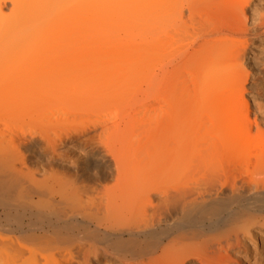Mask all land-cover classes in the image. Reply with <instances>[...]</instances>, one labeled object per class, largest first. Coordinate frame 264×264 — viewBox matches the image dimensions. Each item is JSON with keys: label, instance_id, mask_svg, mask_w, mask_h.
<instances>
[{"label": "bare ground", "instance_id": "1", "mask_svg": "<svg viewBox=\"0 0 264 264\" xmlns=\"http://www.w3.org/2000/svg\"><path fill=\"white\" fill-rule=\"evenodd\" d=\"M13 1L0 0V28ZM58 2L34 24L66 92L34 96L45 77L24 82L33 98L22 82L0 84V264H58L75 241L82 260L63 264H264L262 69L253 103L246 91L263 1ZM138 94L158 103L146 127L131 112H82ZM91 155L105 169L88 175Z\"/></svg>", "mask_w": 264, "mask_h": 264}, {"label": "rangeland", "instance_id": "2", "mask_svg": "<svg viewBox=\"0 0 264 264\" xmlns=\"http://www.w3.org/2000/svg\"><path fill=\"white\" fill-rule=\"evenodd\" d=\"M30 1L31 0H14L13 1V3L12 2H8V3H6V5L4 6V8H3V11H4V13L5 14H7V15H9L10 16V20L8 21L7 20V22H10V24H9V26H7V27H5V28H0V64H1V62L3 61L4 63L5 62H7L6 61V59H14V61L13 62H11L10 60H9V62L10 63H7V65L5 66H3V68H0V84L1 85H4L5 87L6 86H8V87H6V88H9V87H11L12 85V87H14V85L16 84V83H18L19 82V84H21L20 82H22L23 83V87H24V82H25V84H26V86L28 85H30V87L32 86V89H34V87L33 86H36L41 80H42V78H46L47 79V81H49V83L48 82H46L47 83V85L45 86L42 82V85L44 86V87H41L40 88V86H38V88H40L39 90H41V91H39L38 89V91L37 90H31V94H30V90L27 88L26 89V86L24 87L25 88V96H28V94H27V92H26V90H28V93L30 94L29 96H30V98H33L34 96H39L38 98L39 99H43V98H45V99H47V100H53L52 98H54L55 96H54V94L56 95L57 93L58 94H61L60 92L62 91H64V92H66L65 91V89L63 88V90L61 89V87H57V86H61L60 84L59 85H54V79H55V77L56 76H59L61 73H60V71L58 70V69H56V64L54 65V54L53 55H51V54H49L50 52H51V50L53 51L54 49V46H51L50 44H48L47 45V42H46V39L45 38H47L48 37V32L47 31H45L44 30V32H43V30H41L40 31V33H42V34H40V33H36V29L39 31V29H38V27H36V25L37 26H39V21H41L42 20V18H41V15H42V17H43V20L45 21V20H49L50 18H48L47 16L50 14V12H52V11H54L55 12V10L58 8V5L60 4L59 2H58V0L55 2L56 3V7L54 6V8H56V9H54L53 8V4H52V6H48V3L49 2H47L46 4H47V7L49 8V10H50V8L52 9V11H49L48 10V8H46V6H44V7H41L42 9H40V10H38V8H37V15H34V12H30V8H32V5H31V7H29L30 6ZM52 1V0H51ZM261 1H263V2H260V3H264V0H261ZM53 3H54V1H52ZM58 2V3H57ZM54 3V4H55ZM45 4V3H44ZM50 5V4H49ZM60 6V5H59ZM20 8L21 10H22V7H23V9L25 10L26 9V7H29V12H28V10H27V14L24 12V11H20L19 12V10L17 9V11H15V12H17L15 15H13L12 14V11H13V9L14 8ZM45 10H44V9ZM61 8H63V7H61ZM61 8H59L60 9V11L62 12V9ZM59 9H58V11H59ZM25 10V11H26ZM47 12L48 14H46L45 12ZM49 11V12H48ZM58 11H56V13H54L53 14V17H54V15L56 16L57 14H58ZM61 12L59 13L60 14V16H61ZM25 13V14H24ZM32 14V15H31ZM47 15V16H45V15ZM29 15H31V16H29ZM39 15V16H38ZM248 15H250V12L248 13ZM47 17V18H46ZM51 17H52V14H51ZM38 18H40V19H38ZM52 19V18H51ZM39 20V21H38ZM33 22V23H32ZM37 22H39V23H37ZM43 22V21H42ZM42 22L40 23V24H42ZM26 23L28 24V25H26ZM36 25H35V24ZM30 24L32 25V26H30ZM28 26L31 28L32 27V29L33 28H35L34 29V33L36 34V35H34V33H32L33 32V30L32 29H29V30H31V31H29L28 30ZM25 27V28H24ZM23 29L26 31H23ZM29 32V33H28ZM46 32V33H45ZM45 33V34H44ZM29 34V36H27ZM38 34V35H37ZM47 34V35H46ZM23 35V38H22V40H21V37L20 36H22ZM24 35H25V37L27 38L26 40H28L29 41V43L26 45L25 44V42L23 41V40H25V38H24ZM33 35V36H32ZM44 35V36H43ZM45 35H46V37H45ZM34 36H36V38L34 37ZM37 36H38V38H37ZM41 36H43V37H41ZM20 37V38H19ZM31 38L32 40L30 41V39H28V38ZM33 37V38H32ZM40 37V38H39ZM19 39H20V41H19ZM37 39V40H36ZM38 39H39V41H38ZM44 39H45V41H44ZM25 40V41H26ZM21 41H23V43H21ZM27 41V42H28ZM34 41H36V42H34ZM37 41H38V44H40V45H37V49L38 48H40L41 50L40 51H35V50H37L36 48H35V45H36V43H37ZM31 42H34V46L32 47V50H30L31 48V46L30 45H33ZM45 44V45H42V44ZM255 44V45H254ZM27 46V47H26ZM29 46V47H28ZM39 46V47H38ZM51 46V47H50ZM25 48L26 47V49L25 50H21L22 48ZM45 47V48H44ZM47 47H49V48H47ZM28 48H30V49H28ZM28 49V50H27ZM35 49V50H34ZM45 50H47V51H45ZM250 50H251V52H249L248 53V56H247V61H246V64H247V67H248V69H249V71H250V78H249V81L247 82V84H246V91H247V96H248V98L250 99V101L252 102L253 101V97L256 95V93H257V90L258 91H260V87H259V84L257 83V84H255L254 82L255 81H253V79H256L258 76L256 75V73L258 72V73H260L261 72V69H262V71H264L263 70V68H264V66H262L263 65V60H264V40H256L251 46H250ZM55 52H56V50H54ZM53 51V52H54ZM38 53H40V54H38ZM45 53V54H44ZM52 53V52H51ZM57 53V52H56ZM56 53H55V55H56ZM59 53V52H58ZM53 56V57H52ZM50 57H52L51 59H50ZM253 58V59H252ZM51 60V62H53V63H51L50 62V60ZM250 59V60H249ZM259 59V60H258ZM261 59V60H260ZM53 60V61H52ZM261 61H263V62H261ZM2 62V63H3ZM260 62V64H262V65H258V63ZM251 63V64H250ZM258 65V66H257ZM251 67V68H250ZM255 73V74H254ZM253 74L255 75V76H253ZM264 75V72H261V75ZM252 75V76H251ZM257 76V77H256ZM256 77V78H255ZM57 78V77H56ZM59 78V77H58ZM61 78V77H60ZM42 81H44V80H42ZM252 81V82H251ZM36 84V85H33V84ZM19 84H17V85H19ZM258 85V86H257ZM27 86V87H28ZM56 86V87H55ZM63 86V85H62ZM54 87H55V89H54ZM56 88H58V89H56ZM259 88V89H258ZM35 89H36V87H35ZM60 89H61V91H60ZM55 90L56 91V93H53V91ZM68 90V89H67ZM24 92L23 93H21V94H24ZM32 92H33V95L34 94H37V95H34L33 97L31 96L32 95ZM39 92V93H38ZM69 93V92H68ZM68 93H66V95L68 94ZM62 95H63V93H62ZM24 96V95H23ZM60 97V99H62L63 97L61 96V95H59ZM64 97H65V95H63ZM68 96V95H67ZM137 96V97H136ZM135 97H128V98H125V99H123V100H120V102H117V103H114V104H110L109 102H106V103H104V104H98V105H94V106H91V107H87L86 109H83L82 110V112L83 113H85L84 115L86 116V115H89V117H90V115H91V117H92V120L94 119H96V117H94L93 118V116H98L99 115V117L103 114V115H110V114H114L115 112H120V111H126V112H131V113H133L134 114V116L136 117V118H138V122H139V120L141 119V118H143V120L141 121L140 120V122H139V125L138 126H140V125H142V126H140V127H143V126H147L146 124H147V118L150 116V114H151V110L154 108V106L156 107V105L158 104L157 102L155 103V101H153L154 99H152V97H150L149 98V96H147V98H146V96L144 95V94H138V95H136ZM251 97H252V99H251ZM27 98V97H26ZM56 98V97H55ZM58 98V97H57ZM68 98V97H67ZM56 100V99H55ZM64 100V99H63ZM54 101V100H53ZM154 102V104L152 105V103ZM49 102V101H48ZM152 102V103H151ZM107 103H109V104H107ZM253 103V102H252ZM152 105V106H151ZM160 105V104H159ZM153 107V108H152ZM149 110H150V113H148L149 112ZM148 111V112H147ZM138 112V113H137ZM146 114H145V113ZM82 113V114H83ZM135 113H137V114H135ZM139 113H141V114H139ZM148 113V114H147ZM102 115V116H103ZM143 115H145V116H143ZM149 115V116H148ZM84 116V117H85ZM106 116H105V118H106ZM98 117V118H99ZM86 118V117H85ZM88 118V117H87ZM144 118H145V122L146 123H144ZM91 157V158H90ZM88 156V160L87 159H85V160H83L82 161V167L84 168V169H86L87 170V174L88 175H93V174H95V172H98V171H102V170H104L105 169V166H103V165H99L98 167H95L94 169H93V167H90V165L89 164H91V162H90V159H93V160H95V156ZM97 159V158H96ZM93 160H91V161H93ZM94 162V161H93ZM109 183V181L107 182V184ZM110 183L112 184V183H114V181H110ZM83 243H80L81 245H83V248H92V247H95L94 246V244L90 241V240H86L87 242H85V240H81ZM80 241V242H81ZM90 241V242H89ZM76 242L77 241H75V242H72L71 244L72 245H69V246H67L66 247V250L65 251H61L62 252V254H66L65 255V257L63 258V262H64V260H66V259H68L69 261H71V262H74V263H76V261H80V260H82V254L79 252L80 251V249H78V247H79V245H77L76 244ZM92 243V244H91ZM30 245H32V244H29V246ZM34 245H32L31 247H33ZM34 248H35V250H37L38 252H40V253H42L43 255H40V257H43V256H47V254L45 253L47 250H49V249H47L48 247H39V246H34ZM63 249H65L64 247H63ZM64 252V253H63ZM82 252V251H81ZM40 253H38V254H40ZM37 254V253H36ZM59 255V254H58ZM101 255L102 256H104L105 255V253L103 252V253H101ZM38 257V256H37ZM39 257V258H40ZM60 257V256H59ZM57 258V260H58V262L60 261V260H62V257H61V259L60 258H58V256L56 257L55 256V258H53V260H55ZM60 259V260H59ZM105 259L107 260V259H109V257H105L104 258V260L102 259L98 264H106V262H105ZM56 260V261H57ZM57 262V263H58ZM63 262L62 261H60V263L61 264H63ZM60 263H58V264H60Z\"/></svg>", "mask_w": 264, "mask_h": 264}]
</instances>
